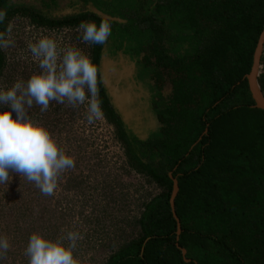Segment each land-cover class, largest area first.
I'll return each instance as SVG.
<instances>
[{
    "label": "trees",
    "instance_id": "1",
    "mask_svg": "<svg viewBox=\"0 0 264 264\" xmlns=\"http://www.w3.org/2000/svg\"><path fill=\"white\" fill-rule=\"evenodd\" d=\"M70 2L82 10L62 18L55 11L49 17L35 13V21L51 27L99 24L104 18L87 9L90 4L125 19L110 20V51L115 55L126 42L153 93L143 106L148 110L134 108L153 111L159 122L147 136L125 122L128 131L123 129L107 98L105 44L85 52L100 67V99L118 119L122 139L161 189L146 205L138 237L108 264H264V110L255 107L245 78L264 30V0H52L51 7ZM0 9L7 12L2 31L19 9L10 0H0ZM6 58L0 51L2 73ZM259 83L264 92V53ZM170 173L179 183L180 235Z\"/></svg>",
    "mask_w": 264,
    "mask_h": 264
},
{
    "label": "rangeland",
    "instance_id": "2",
    "mask_svg": "<svg viewBox=\"0 0 264 264\" xmlns=\"http://www.w3.org/2000/svg\"><path fill=\"white\" fill-rule=\"evenodd\" d=\"M10 2L19 10L8 19L14 26V43L4 49L7 65L0 72V88H9L21 79L27 81L33 73L41 71L29 51V44L40 37L56 38L61 49L71 47L79 48L84 54L87 50L93 53L94 44L82 40L79 25L51 27L38 23L33 16L44 13L49 17L55 11L56 18L68 17L82 10L80 3L70 2L55 9L51 7L52 0ZM91 7L90 4L87 9ZM109 41L104 45L102 61L113 77L121 67L115 65L118 53L112 54ZM124 45L121 54L129 60L134 58L126 52V42ZM130 65L126 62L127 69ZM136 67V70L141 68L137 60ZM138 80L143 85L140 90L150 100L153 93L149 79L141 78L140 74ZM41 107L34 103L28 109V118L47 127L76 164L61 174L53 196L43 195L19 173H10L9 182L0 185V235L7 236L11 245L2 264H28L25 249L33 232L57 239L69 231H79L82 236L75 249L82 264H108L113 255L138 237V222L146 205L161 189L141 171L120 135L118 119L110 115L103 102L104 116L92 124L87 120L85 106L52 101L47 111L41 112Z\"/></svg>",
    "mask_w": 264,
    "mask_h": 264
},
{
    "label": "clouds",
    "instance_id": "3",
    "mask_svg": "<svg viewBox=\"0 0 264 264\" xmlns=\"http://www.w3.org/2000/svg\"><path fill=\"white\" fill-rule=\"evenodd\" d=\"M6 18L7 12L0 9V25ZM13 27L9 22L0 31V51L14 43ZM79 30L84 42L103 45L112 34V25L108 18L99 24L82 21ZM29 51L41 71L33 73L27 81L21 79L10 88H0V185L9 182L10 173H19L43 195L53 196L61 174L74 168L76 162L47 127L28 118V109L35 103L44 112L52 101L67 102L74 107L85 106L90 124L101 120L104 116L99 95L101 70L79 48H59L52 36L30 43ZM81 239L79 231H69L57 239L33 232L25 249L28 264H82L75 255ZM10 247L7 236L0 235V264Z\"/></svg>",
    "mask_w": 264,
    "mask_h": 264
},
{
    "label": "water",
    "instance_id": "4",
    "mask_svg": "<svg viewBox=\"0 0 264 264\" xmlns=\"http://www.w3.org/2000/svg\"><path fill=\"white\" fill-rule=\"evenodd\" d=\"M91 10L102 18H108L109 20H112V21L125 22L124 19H121L119 17L110 16L96 7L92 6ZM263 53H264V30L260 36L258 46L255 52L252 71L245 77L248 80L250 91L252 93L253 99L256 102L255 107L264 110V92L259 83V75H260V68H261V61H262ZM126 61L127 59L124 56V54H121L122 71L121 70L120 72L115 71L113 74V77L110 76L111 72H109L107 66L104 65V69H103V75L105 77L104 82L107 88L111 89L113 105L115 106L117 110L121 112V114L124 115V119L126 121L125 124L129 125V123H131V125L136 128H138L139 124H141L142 127L138 128L136 132L142 133L141 136H147L148 135L147 129L155 130L158 127L159 122L157 118H155L153 112L148 111L145 114H140L139 111L137 112L136 108H134L135 98L141 97L142 96L141 93H143L142 90H140V88L136 85L135 82L129 83L127 80L129 84L127 89L125 88L121 89L119 87V84H121V82L125 78L127 79L131 78L133 79V81H135V79L133 78V75H134V70L136 69V62H133V61L130 62L131 65L129 66V69H127ZM103 64L104 62L102 61V68H103ZM133 87L134 88L138 87L141 93H137L135 90H133L134 89ZM145 104H143L142 102V103H139V106L143 108L144 110H148L147 106L143 107ZM134 111L137 112L138 115L134 116L133 114ZM134 120H136V122H134ZM170 177L172 178L173 183H174L173 193L171 197V207L173 210V215L178 222V234L180 235L182 233V227H181V222L177 216L176 207H175V200L179 193V183H178L177 178L173 176V173H170ZM186 253L187 251L184 249L183 254L185 255Z\"/></svg>",
    "mask_w": 264,
    "mask_h": 264
},
{
    "label": "flooded vegetation",
    "instance_id": "5",
    "mask_svg": "<svg viewBox=\"0 0 264 264\" xmlns=\"http://www.w3.org/2000/svg\"><path fill=\"white\" fill-rule=\"evenodd\" d=\"M123 54V53H122ZM126 56V55H125ZM116 58L117 59H115L114 60V62H115V65H117L118 67L120 66L121 68H120V70L122 71V64H121V52H118V54H116ZM128 58H130V57H128ZM132 59H134V60H132ZM130 58V60L129 59H127V61L126 62H131V61H135L136 62V58ZM117 67V68H118ZM137 68V67H136ZM102 69V74H103V69H104V64H103V68H101ZM141 71H142V68H140L139 70L137 69H135L134 70V75H133V78L135 79V81H133V79H131V78H125L122 82H121V84H119V87L121 88V89H127L128 88V86H129V84H128V82L129 83H132V82H135L136 83V85L138 86V87H140V86H143L142 84H141V82L138 80V78H139V75H140V73H141ZM103 78H104V80H105V77H104V75H103ZM127 80H128V82H127ZM105 83V82H104ZM105 86H106V84H105ZM138 87H136V88H134V90L137 92V93H141V91L138 89ZM106 92H107V95H108V100L110 101V103H111V105H113V99H112V96H111V89H109V88H107V86H106ZM142 94V96H141V98L139 99V101H140V103H142L143 101L146 103V102H150V104H151V99L149 100V96L148 95H144L143 93H141ZM148 98V99H147ZM134 105L135 106H139V104H135L134 103ZM113 108L115 107L114 105L112 106ZM115 110H114V112H115V114L117 113V117H119V119L121 118H123L122 120H124V122L126 123V121H125V119H124V115L123 114H121V112L119 111V110H117L116 108H114ZM107 111H108V109H107ZM153 112V111H152ZM110 113V112H109ZM119 114H120V116H119ZM121 120V121H122ZM134 122H136V120H134ZM122 123H123V121H122ZM130 126V128H132L134 131H136L138 128H141L142 127V125L141 124H139V126H138V128H136V127H134V126H132L131 125V123H129V125H128V127ZM118 127H119V129H122L121 128V125H119L118 124ZM125 128V126H124V123H123V129ZM127 131H128V128H125Z\"/></svg>",
    "mask_w": 264,
    "mask_h": 264
}]
</instances>
